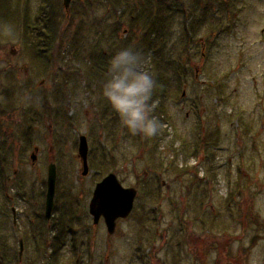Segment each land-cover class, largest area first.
<instances>
[{"label": "rangeland", "instance_id": "1", "mask_svg": "<svg viewBox=\"0 0 264 264\" xmlns=\"http://www.w3.org/2000/svg\"><path fill=\"white\" fill-rule=\"evenodd\" d=\"M43 2L5 0L4 8L11 13L19 8L21 18L34 17ZM56 2L62 6V0ZM209 3L197 44L187 55L182 17L176 13L168 19L162 55L169 98L154 101L151 115L162 127L151 138L122 128L102 95L105 75L100 84L87 77V59L95 49L117 53L141 48L134 34L132 40L126 38L125 14L118 17L117 38L112 36L117 16L103 5L91 15L75 16L69 28L64 23L45 72L34 67L18 26L0 28V109L7 106L5 127L12 145L11 181L5 183L12 197L6 210L11 228L0 231V254L8 247L17 258L22 240L20 264H36V214L53 163L60 195L52 220L42 225L48 240L68 207L77 204L74 224L80 241L72 253L70 239H62L68 245L57 260L63 264H264V0ZM2 8L1 3L0 12ZM80 22L85 25L72 47L74 25ZM211 30L216 32L209 34ZM138 52L151 73L146 49ZM63 94L68 103L61 105ZM58 106L64 118L49 116H55ZM81 136L90 151L87 176L80 174ZM110 173L138 194L131 215L116 222L113 235L103 220L94 226L88 214L95 184ZM10 203L20 212L18 229L12 227L10 209L15 207ZM47 257L52 259L50 253Z\"/></svg>", "mask_w": 264, "mask_h": 264}, {"label": "trees", "instance_id": "2", "mask_svg": "<svg viewBox=\"0 0 264 264\" xmlns=\"http://www.w3.org/2000/svg\"><path fill=\"white\" fill-rule=\"evenodd\" d=\"M4 1L5 0H0V4L2 3L3 5L0 12V28L5 29L8 25L19 27L18 31L20 33L21 44L24 49L29 52V55L31 53V57L29 58L33 61L34 67L36 66V70L39 72L47 71L52 65L51 50L55 45L56 39L60 36V31L64 23L67 24L69 28L74 24V20L72 19L75 16L80 17L85 11L89 12L91 15L96 11L97 6L102 7L103 5L106 9L105 11H108V14L117 16L112 33V36H116L115 38H117L116 34L119 29L118 27L116 28V26L117 22L121 19L118 17L121 16L124 18L126 15L129 19V34L126 38L132 40L131 36L134 34L135 37L139 39L141 48L146 49L147 52L143 56L151 61V74L156 81L152 102L158 99L159 103H162L165 98H169L168 92L170 90L169 82L166 77V60L162 55L168 46V19L171 16L173 17L176 13L182 17L181 34H183V39L181 41H185V53L187 55V51H190V49L197 44L195 36L199 32L202 22L205 20V14L208 13V9L212 8L209 0H189L192 3L190 6L189 4H184L182 0H72L69 14H66L62 6L56 5L58 2L53 3L55 0H44L34 17L23 15L21 18L18 13L19 8H16L13 13L7 12L4 8ZM119 9H122L121 14L119 13ZM15 19L18 23H14ZM83 25H85L83 22L74 25L77 30L71 40L72 47L76 46L77 40L79 42V36L81 35ZM214 32L216 31L211 30L209 34ZM141 48L136 51L138 52ZM95 50L96 51L92 52L91 56L87 59L89 65L87 77H89V81L98 82L100 84L102 82L101 76L105 75V78H107L109 61L116 53L104 52V50L100 49ZM182 77L184 78L186 75L182 74ZM88 86L89 92L92 91V89H90L92 86L90 84ZM66 100L68 101V96L63 94L60 101L61 105L64 102L68 103ZM6 108L7 106L0 109V192L6 190L5 183L10 179L9 173L11 170V163H9V160L12 145L9 143L10 135L5 127V118L8 117ZM61 111V108L58 106L57 110L53 112L55 116L48 114L56 119L59 117L64 118ZM161 117H164V114ZM66 194L67 191L65 190L60 199H66ZM59 195L60 193L58 192L57 196ZM202 203L203 202H201V204ZM72 208L74 212L71 213L69 217H65V214L61 217V219L65 220L57 224V228L54 230V236L49 240L43 234L44 228H42V225L44 224V217H41V220L38 219L40 224L37 229L39 235L36 234V243H41L39 252L42 258L47 259L46 254L49 251L53 256H56V249H59L58 245L61 243L62 239L67 237L70 231V235H73L72 230H75L74 215L75 209H77V204L75 202H73ZM64 211L65 210H63V212ZM48 242L55 245L52 251L46 249L45 245Z\"/></svg>", "mask_w": 264, "mask_h": 264}, {"label": "clouds", "instance_id": "3", "mask_svg": "<svg viewBox=\"0 0 264 264\" xmlns=\"http://www.w3.org/2000/svg\"><path fill=\"white\" fill-rule=\"evenodd\" d=\"M156 81L144 68L142 55L131 48L117 52L109 61L102 95L118 114L122 128L133 136H156L162 125L151 113Z\"/></svg>", "mask_w": 264, "mask_h": 264}, {"label": "water", "instance_id": "4", "mask_svg": "<svg viewBox=\"0 0 264 264\" xmlns=\"http://www.w3.org/2000/svg\"><path fill=\"white\" fill-rule=\"evenodd\" d=\"M62 6L66 13H69L72 0H62ZM78 157L81 162V176H87L89 173L88 154L89 147L85 136H81L78 142ZM37 152L31 156L33 163L37 160ZM57 181L56 165L51 163L47 167V192L45 202V215L48 219L51 218L55 189ZM137 197V190L134 188H124L114 174H109L99 182L94 190L92 200L89 206L90 215L93 217L94 224H98L101 218L107 228L108 235H112L116 229L118 220L127 219L134 208V202ZM23 252V246H21Z\"/></svg>", "mask_w": 264, "mask_h": 264}, {"label": "flooded vegetation", "instance_id": "5", "mask_svg": "<svg viewBox=\"0 0 264 264\" xmlns=\"http://www.w3.org/2000/svg\"><path fill=\"white\" fill-rule=\"evenodd\" d=\"M79 144V143H78ZM89 147V146H88ZM89 153H90V151H89ZM88 159H89V157H88ZM110 174H112V173H110ZM103 179V178H102ZM101 179V180H102ZM101 180L100 181H98L96 184H95V186H94V189H93V192H92V195H91V198H90V201H89V203H88V214H89V216L92 218V222H93V217L90 215V212H89V206H90V202H91V200H92V197H93V193H94V190H95V187H96V185L99 183V182H101ZM11 181V179H9V181L8 182H10ZM120 182V181H119ZM46 192H47V184H46ZM45 192V193H46ZM59 192V189H58V179H57V181H56V189H55V197L57 196V193ZM10 198H12V197H10L9 195H8V192H7V189L5 190V191H2V192H0V231L1 230H5V232L8 230V229H10L11 228V226L9 225L10 224V219L8 218V216L7 215H9V213H8V211L6 212V210H7V204L9 203V199ZM45 202H46V194H45V200H44V203L41 205V209H40V213L39 214H36V216L38 217L37 219H40L41 220V217H44L43 219V223L45 224V225H48L49 223H50V221L52 220V218H53V212L56 210L55 209V206H56V201H55V198H54V207H53V211H52V215H51V218L50 219H48L47 217H46V215H45ZM67 205L68 204H65V208L67 209ZM10 206H11V208L12 207H15L16 205L15 204H13V203H10ZM16 208V207H15ZM12 208V209H10V213H11V215H12V219H13V222H12V227L14 228V229H18V228H16L17 227V225L16 224H18V216H19V213L20 212H18V209L16 208ZM65 209V210H66ZM70 209H72V210H70ZM76 211H75V215H74V219H76L77 218V216H76V214H77V209H75ZM74 212V210H73V208H72V206L71 207H68V211L65 213V217H69L70 216V214L71 213H73ZM101 220H103V218H101L100 219V221ZM124 220H126V219H124ZM100 221L98 222V224H100ZM118 221H123L122 219L121 220H118ZM103 222H104V220H103ZM94 226H97L98 224H94V222L92 223ZM78 225V224H77ZM104 225H105V223H104ZM105 227H106V225H105ZM107 229V228H106ZM70 233H71V231H70ZM70 233H69V235H67V237H65L64 239H66V240H69L70 239V242H69V244L71 245V248L73 249V251H72V253L76 250V248H75V246H76V244L80 241V238H78V232L76 231V230H72V234L73 235H70ZM35 234L36 233H34V235L33 236H35ZM113 235V234H112ZM36 239V238H35ZM7 242V241H6ZM81 244H85L86 242L85 241H83V240H81V242H80ZM34 244H35V246H36V248H35V253H36V255H37V257H36V255H35V258H34V262H36V264H57V261H59V260H57V258L59 257V254H60V250L61 249H63V248H66V246L68 245V244H66V241H61V243H59V245H58V247H59V249H56V251H57V255L56 256H53L52 255V253H50V251L46 254V256L50 253V256H52V259H49V257H47V259H44V258H42V255L40 254V252H39V247H41V243H36V241H34ZM21 246H23V250H24V245H23V241L22 240H20L19 241V251H18V253H17V258H15V256H14V254H12L10 251H9V249H8V247H6L5 249L6 250H2V252H1V256H0V264H20V263H22V255H23V252H21ZM46 249H48V250H51L52 251V249L55 247V245L54 244H52V243H47L46 245ZM59 264H63L62 262H60L59 261Z\"/></svg>", "mask_w": 264, "mask_h": 264}]
</instances>
